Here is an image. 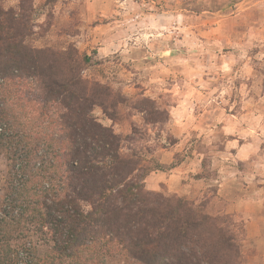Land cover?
I'll use <instances>...</instances> for the list:
<instances>
[{
  "label": "rangeland",
  "instance_id": "374dc122",
  "mask_svg": "<svg viewBox=\"0 0 264 264\" xmlns=\"http://www.w3.org/2000/svg\"><path fill=\"white\" fill-rule=\"evenodd\" d=\"M1 3L29 9L34 47L78 53L83 77L109 87L115 118L93 113L127 135L125 152L159 164L147 189L227 216L234 264H264V0ZM21 175L0 153V213ZM16 235L10 243H32L40 262L50 252L39 230Z\"/></svg>",
  "mask_w": 264,
  "mask_h": 264
},
{
  "label": "trees",
  "instance_id": "16d2710c",
  "mask_svg": "<svg viewBox=\"0 0 264 264\" xmlns=\"http://www.w3.org/2000/svg\"><path fill=\"white\" fill-rule=\"evenodd\" d=\"M31 19L0 0V153L23 178L0 213V264H234L229 218L146 188L159 164L93 113L115 118V95L83 77L78 53L34 47ZM16 230L48 237L43 261L10 243Z\"/></svg>",
  "mask_w": 264,
  "mask_h": 264
},
{
  "label": "crops",
  "instance_id": "0c3cea01",
  "mask_svg": "<svg viewBox=\"0 0 264 264\" xmlns=\"http://www.w3.org/2000/svg\"><path fill=\"white\" fill-rule=\"evenodd\" d=\"M249 18H251V17H249ZM249 18H248V20L244 24H246V25H250L251 24V19H249Z\"/></svg>",
  "mask_w": 264,
  "mask_h": 264
}]
</instances>
